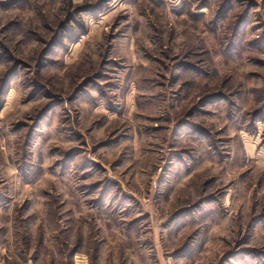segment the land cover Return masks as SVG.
<instances>
[{
	"label": "rangeland",
	"instance_id": "1",
	"mask_svg": "<svg viewBox=\"0 0 264 264\" xmlns=\"http://www.w3.org/2000/svg\"><path fill=\"white\" fill-rule=\"evenodd\" d=\"M0 246L264 264V0H0Z\"/></svg>",
	"mask_w": 264,
	"mask_h": 264
},
{
	"label": "crops",
	"instance_id": "2",
	"mask_svg": "<svg viewBox=\"0 0 264 264\" xmlns=\"http://www.w3.org/2000/svg\"><path fill=\"white\" fill-rule=\"evenodd\" d=\"M0 253H1L0 254V262H1V264H30V263H32L31 261L28 262V263L22 262V261H20V262H10L9 259H7L5 257L6 249H4L2 246H0Z\"/></svg>",
	"mask_w": 264,
	"mask_h": 264
},
{
	"label": "built area",
	"instance_id": "3",
	"mask_svg": "<svg viewBox=\"0 0 264 264\" xmlns=\"http://www.w3.org/2000/svg\"><path fill=\"white\" fill-rule=\"evenodd\" d=\"M1 254V253H0ZM0 264H1V262H0ZM30 264H33V263H30Z\"/></svg>",
	"mask_w": 264,
	"mask_h": 264
}]
</instances>
